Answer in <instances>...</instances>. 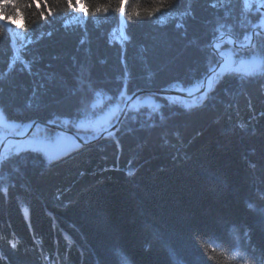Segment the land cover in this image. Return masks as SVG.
I'll list each match as a JSON object with an SVG mask.
<instances>
[{
	"label": "trees",
	"instance_id": "trees-1",
	"mask_svg": "<svg viewBox=\"0 0 264 264\" xmlns=\"http://www.w3.org/2000/svg\"><path fill=\"white\" fill-rule=\"evenodd\" d=\"M213 2L175 0V12L192 13L180 21L183 29L176 20L157 23L172 15L167 10L130 25L113 12L81 27L84 17L63 4H53L57 16L48 21L35 6L25 9L26 30L0 22V106L7 109L0 142L49 119L91 140L116 121L133 92L199 83L218 61L204 46L221 31L244 44L255 29L253 44L264 49V0H230L224 8ZM152 6L141 0V8ZM221 48L231 51L232 63L216 72L203 102L201 95L144 93L111 135L76 147L71 136L55 141L37 125L1 150L8 163L0 166V250L8 264H117V257L127 264L113 253L117 246L131 264H171L173 249L185 264H244L237 248L192 238L200 231L227 239L214 225L222 216L248 225L252 243L264 246V222L240 201L252 179L264 180V55L251 46ZM37 147L44 150H30ZM231 240L243 244L242 231Z\"/></svg>",
	"mask_w": 264,
	"mask_h": 264
},
{
	"label": "snow or ice",
	"instance_id": "snow-or-ice-1",
	"mask_svg": "<svg viewBox=\"0 0 264 264\" xmlns=\"http://www.w3.org/2000/svg\"><path fill=\"white\" fill-rule=\"evenodd\" d=\"M154 5L148 8H141V0H0V22H5L11 26L16 27L20 30L27 29L26 23V15L25 9L31 8L35 6L36 10L39 13L40 19L43 21H48L49 17H56L57 16V9L53 7V4L60 5L63 4L65 6V11L72 15L77 11L84 17V19L80 22L81 27L86 26L88 20L91 19H99V18H106L109 16L110 13L116 12L119 14L120 23L121 25H130L139 20H153L157 19L158 14L167 10L168 12L172 13L169 17L164 20H158L157 23L163 27L165 26L169 20H176L177 23L175 27L177 29H183L185 26L182 22L183 17L192 15L191 11H182V12H175L174 5L175 0H153ZM226 4H230V0H220L219 3L214 2L210 5L213 8H224ZM249 5L245 2L243 4V8L247 9ZM227 15V13H226ZM257 15H260L259 13ZM16 16H19L23 23L18 24L15 21ZM264 19V17H261ZM64 27H68L67 21H65ZM220 27H223L221 25ZM51 35V32L48 33ZM259 35V33H256ZM224 37V33L221 31L219 32V36H213L212 40L205 45L204 47L210 49L214 52H219L221 48V43L217 42ZM250 40V46L253 48V54L256 51H259L260 55H264V49H259V47L255 44L251 43V39L246 37ZM130 39V37H128ZM29 43L32 41L28 40ZM81 44L84 43V40L81 39ZM192 43H195L194 41ZM127 78L128 73H125V89L127 88ZM218 81L217 83H219ZM42 87V86H41ZM209 89H212V84L209 82L208 88L205 89V93L208 92ZM205 93L201 94L200 101L203 102L205 99ZM75 94V92L73 93ZM123 95V92L121 93ZM196 102L194 101V104ZM31 106V105H29ZM7 114V109L3 106H0V117ZM163 119V117H161ZM48 124H55V120L49 119L47 121ZM243 127V126H241ZM111 135V133H109ZM51 140V137L49 138ZM118 143V141H117ZM31 151L35 153H40L44 149L42 147L31 148ZM254 151V150H253ZM8 163V160H0V166H3ZM47 164H51L52 160L49 159L46 161ZM249 167L255 170L256 165L253 162L249 163ZM129 176H132L134 173L129 171L127 173ZM214 181H219V177L214 176ZM251 183L254 185L251 192L247 195H240V201L243 209L252 214L253 216L257 217L260 221L264 222V180H261L259 184H257L255 179L251 180ZM214 225L219 227L227 239H221L204 232L194 231L193 232V240H196L198 236H206L211 239L214 244H226L229 247L237 248L239 250V254L242 256L247 257L244 260V264H264V246H257L252 243L251 233L252 229L248 225H241L234 222L229 217H219L215 221ZM243 233V244H237L231 240L233 233L241 232ZM9 246L12 250H17L18 244L13 242V240L9 239L8 241ZM212 245H210L211 247ZM202 251H204L202 249ZM119 252L120 255L124 257L127 264H131V258L128 256L126 252H124L121 248H114L113 253ZM236 253H233L235 255ZM206 258L210 261L211 257H207L205 252ZM170 260L171 264H185L183 258L180 257L179 253H177L174 249L170 251ZM0 264H8V257L4 255L3 251L0 250ZM117 264H121L119 257H117Z\"/></svg>",
	"mask_w": 264,
	"mask_h": 264
},
{
	"label": "water",
	"instance_id": "water-1",
	"mask_svg": "<svg viewBox=\"0 0 264 264\" xmlns=\"http://www.w3.org/2000/svg\"><path fill=\"white\" fill-rule=\"evenodd\" d=\"M254 31H255V29H253L250 32L251 43L253 42ZM225 38H230L232 40L231 45H233L234 47L240 48V49H245V48H248L250 46V40H249L248 44H246V45H237L235 38L228 33H224V37L221 40H218L217 42H221ZM214 53L216 55H218L219 61L210 67L207 74L201 79V81L197 84L195 89H193V90H178V89L137 90V91L133 92L126 100H124L123 104L121 105L120 111L118 113V117L116 119V122L110 128L101 132L95 139L104 136L105 134L111 132L112 130H114L118 126V124H119V122H120V120L124 114V111L126 109L128 102L130 100L134 99L137 95L149 93V94H164V95H168V96H172V97L193 98L199 94L205 93V89L208 88L209 82L212 83L215 72L217 71V69L219 67H221L223 65L224 59H223V56H221V54L227 55V51L224 49H220L219 52H214ZM230 57H231V55H230ZM34 125H42L46 128L60 130V131L64 132L65 134H68L71 137H73L74 140L77 141V143H79V144H85L86 143L81 138L76 136L72 131H70L69 129H67L65 127L59 126L57 124H48L47 122H42L39 120H33L29 123L26 130H24L21 134L6 135V137L0 142V152H1L2 148L5 147L9 142L20 141L23 138H25L28 135V133L31 131V129L33 128Z\"/></svg>",
	"mask_w": 264,
	"mask_h": 264
},
{
	"label": "bare ground",
	"instance_id": "bare-ground-1",
	"mask_svg": "<svg viewBox=\"0 0 264 264\" xmlns=\"http://www.w3.org/2000/svg\"><path fill=\"white\" fill-rule=\"evenodd\" d=\"M221 56H223V59L225 60V62H224V64H226L227 62H228V59H229V57H228V55L227 56H225L224 57V55H221ZM185 98H187V97H183V99H185ZM135 99V98H134ZM134 99H132V100H130L129 102H128V104H130ZM189 99V98H188ZM123 104V103H122ZM29 125V124H28ZM28 125L24 128V130H26V128L28 127ZM57 125H59V126H62V125H60V124H57ZM37 125H34L33 126V128L31 129V131L28 133V135L27 136H29L32 132H33V130H34V128L36 127ZM40 126H42V125H40ZM44 127V126H43ZM62 127H65V126H62ZM44 128H46V127H44ZM65 128H67V127H65ZM46 129H48V130H50V131H52L54 134H55V138L56 139H58V138H60L63 134H65L64 132H62V131H60V130H56V129H50V128H46ZM68 129V128H67ZM23 130V131H24ZM70 130V129H69ZM22 131V132H23ZM71 131V130H70ZM22 132H19V133H17V134H13V135H18V134H21ZM100 134V133H99ZM99 134H97L95 137H93L92 139H95ZM65 135H68V134H65ZM69 136V135H68ZM10 144V142L7 144V146Z\"/></svg>",
	"mask_w": 264,
	"mask_h": 264
},
{
	"label": "rangeland",
	"instance_id": "rangeland-1",
	"mask_svg": "<svg viewBox=\"0 0 264 264\" xmlns=\"http://www.w3.org/2000/svg\"><path fill=\"white\" fill-rule=\"evenodd\" d=\"M228 65H229V64H228ZM209 69H210V67H209ZM194 89H195V88H194ZM189 90H193V88H191V89H189ZM127 106H128V104H127ZM127 106H126V107H127ZM124 112H125V111H124ZM61 137H62V136H61ZM62 138H63V137H62ZM58 139H59V138H58ZM58 139H56L55 141H57ZM60 139H61V138H60ZM66 141H67V140H66ZM66 141H65V138H64V139L60 142L59 145L57 144V145L55 146V144H51L50 147H49L50 151H53V150H55V149L60 148L61 146H63V145L65 144ZM68 141H70V140H68ZM68 141H67V142H68Z\"/></svg>",
	"mask_w": 264,
	"mask_h": 264
},
{
	"label": "clouds",
	"instance_id": "clouds-1",
	"mask_svg": "<svg viewBox=\"0 0 264 264\" xmlns=\"http://www.w3.org/2000/svg\"><path fill=\"white\" fill-rule=\"evenodd\" d=\"M14 22H16V23H18V24H22V23H23L22 19H21L19 16H16Z\"/></svg>",
	"mask_w": 264,
	"mask_h": 264
}]
</instances>
